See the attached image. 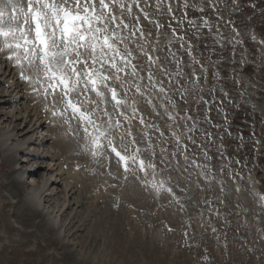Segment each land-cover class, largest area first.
Listing matches in <instances>:
<instances>
[{
	"label": "rangeland",
	"instance_id": "1",
	"mask_svg": "<svg viewBox=\"0 0 264 264\" xmlns=\"http://www.w3.org/2000/svg\"><path fill=\"white\" fill-rule=\"evenodd\" d=\"M210 1L144 0L149 15L132 11L127 18L131 28L117 29L122 35L125 33L128 50L138 58L143 70L148 61L141 56L143 46L139 36L147 40L152 30H146L142 22L152 28L156 25L151 20L160 21L162 31L169 30L173 22L178 27L177 34L162 35L148 51L153 55L150 67L158 60L157 75L166 89L169 104L180 107L179 126L175 129L171 126V137L162 139L156 130L169 134L168 121L150 112L146 115L147 123L157 121L158 124L136 127V135L138 131L147 133L149 144H144L142 138L137 139L139 145L145 146L140 154L147 165H155L164 186L177 190L176 198L164 199V205L150 202L151 196L143 191L142 204L130 199L134 205L126 200L124 187L132 184L133 178H139L133 164L125 179L118 177L105 183L100 180L97 166L95 170L82 167L74 172L71 161L60 156L59 148H52L53 140L59 136H46L45 129L33 130L36 119L39 123L44 118L39 115L21 119L31 113L35 99L34 95L29 96L32 89L29 83L23 88H18L21 86L18 83L16 89L7 86L8 77L0 83V100L2 97L14 99L12 104L0 103V264H264V251L248 230V219L252 216L240 214V206L229 203L224 207L226 213L218 221L222 226L219 237L209 233V223L215 226L216 220L208 212L211 206L216 207L217 191L216 187L203 189L204 181L200 179L214 169L213 174L220 175L229 187L235 179L234 173L264 170V153L255 154L253 142L258 135L264 140V47L252 44L248 38L254 28H264V0H257L259 4L247 0V7L231 23L223 22L220 13L211 12L210 7L217 5ZM230 10L226 7L223 13L229 15ZM160 12L166 15L161 16ZM214 17L219 21L213 20ZM134 22H141V28L134 26ZM189 41L196 42L195 50L208 62V69L202 71L195 66L192 56L187 55ZM120 44L125 47L124 43ZM0 56L1 72L5 59L3 54ZM208 70L210 84L205 85L202 79ZM149 87V82L143 86L146 91H150ZM131 92L128 89L124 94L129 97ZM213 97L224 102L223 106L212 102ZM36 105L39 106L38 102ZM208 112L225 114L221 130L213 129L217 133L212 140L202 136L199 125L201 121L207 122L204 113ZM19 122L38 138H44L41 146L31 145L30 153L26 152L29 146L21 144V138L15 137L12 131ZM53 123L59 126V122ZM228 126L230 131L226 132L224 129ZM44 127L47 125L43 122L41 128ZM3 130L8 133H2ZM123 143L129 153L133 151L131 144ZM50 163H59L68 173L61 176V170L55 169L56 164L50 168ZM238 164L240 167L233 174L220 167ZM32 170L37 171L30 174ZM45 178L56 180L51 185L53 190L48 186L41 188L40 199L44 203L31 200L30 193L37 188L35 184L40 185ZM12 179L17 181L13 186ZM261 183L264 189V172ZM71 187L76 192H67L72 191ZM65 190L69 197L60 210ZM204 196H209L210 201L203 207ZM117 197L120 203L114 202ZM243 199L250 201L251 196L244 192ZM49 205L55 210V219Z\"/></svg>",
	"mask_w": 264,
	"mask_h": 264
},
{
	"label": "snow or ice",
	"instance_id": "2",
	"mask_svg": "<svg viewBox=\"0 0 264 264\" xmlns=\"http://www.w3.org/2000/svg\"><path fill=\"white\" fill-rule=\"evenodd\" d=\"M117 5L125 8L121 0H0V53L6 54L5 59L18 68L20 79L33 85L37 94L42 91L45 99L52 97L53 117L68 123L66 114L70 113L78 122L85 134V151L96 156L107 148L125 172L129 171V161L145 170L155 165L138 161L136 153L125 155L124 137L117 144L94 119L100 104L109 102L108 96L114 109L122 105L113 84L121 80L118 74L129 66L132 75L136 72L128 59L132 56L125 43L128 38L117 31L121 26L129 27L113 14ZM127 11L131 15V5ZM118 43H124L123 52ZM148 60L153 62L150 56ZM90 93L98 99L93 100ZM103 114L107 115L106 110Z\"/></svg>",
	"mask_w": 264,
	"mask_h": 264
},
{
	"label": "bare ground",
	"instance_id": "3",
	"mask_svg": "<svg viewBox=\"0 0 264 264\" xmlns=\"http://www.w3.org/2000/svg\"><path fill=\"white\" fill-rule=\"evenodd\" d=\"M129 4V3H128ZM132 8H133V6H132ZM123 11L124 12H126L127 11V9H123ZM1 57L2 56H0V59H1ZM4 67H3V69H1V72H0V83L2 82V81H5V79L8 77V79L6 80V82L7 83H12V82H14L15 84H17L18 82L16 81V75H17V73H18V70L15 68V67H12L11 68V63L9 62V61H6V60H4ZM13 70H15V79H14V74H13ZM30 97H32L31 95H29ZM35 98V97H34ZM0 103H2V105H5V104H12V103H14V99L13 100H11L10 98H4V97H2L1 98V100H0ZM57 106H59V105H57ZM107 106V105H106ZM39 107V106H38ZM37 106H32V108L30 109V112L31 113H29V114H27L26 116H22L21 117V119H27L29 116H33V117H38L39 115H41L42 114V112H40V109L38 108ZM26 109H27V107H26ZM18 114V113H17ZM67 115H69V114H67ZM45 116H47L46 114H45ZM42 119V118H41ZM28 121H30V119L28 120ZM44 122V121H43ZM43 122H39L38 123V121H37V119H36V122H34L33 123V126H34V129L33 130H37V129H39L40 128V131L42 130V129H45L44 131H46V130H48V132L46 133V136H59L58 137V139L57 140H53V142H52V148L53 149H55V148H59V151H61V154H60V156H64V158H66L68 161H73V159H75L76 158V152H75V149H74V144H73V141H72V139H70V138H65V137H62L61 136V134L59 135V133L56 131V129H54V128H52V127H50V126H48L47 125V127L45 128H41V125H42V123ZM60 124V123H59ZM12 131H14V133H15V137H18V138H21V144H24V145H26L27 144V146H29L28 147V151H26V152H28V153H30L31 151L29 150L30 148H31V145H34V146H41L42 145V143H44V140H42V139H44V138H38V136H36V135H34V133L35 132H30V130L28 129V128H26L25 126H21V122H19L18 123V126L17 125H14L13 126V128H12ZM2 133H5V134H7L8 133V131H6V130H3L2 131ZM30 133V135H28ZM8 139H10V138H8ZM7 139V140H8ZM51 139V138H50ZM12 143V142H11ZM83 145H85V143L83 144ZM24 154H26L25 153V151H24ZM43 157V156H42ZM56 164V167H55V169H58V170H61V176L62 175H65V174H67L68 173V171H66V170H64L65 168H62V166L61 165H59V163H50L49 165H50V168L52 167V165H55ZM72 167H73V164H72ZM7 169H9V168H7ZM38 169H40V168H38ZM94 169H97L96 167H94ZM72 170H73V168H72ZM35 171H37V170H32V171H30L29 173L30 174H34V172ZM75 172V171H74ZM12 182H11V185L13 186V184H15L17 181L16 180H14V179H12L11 180ZM56 183V180H50V179H47V178H45L44 180H42L41 182H40V185H37V184H35V187H37V188H35V189H33L32 191H31V193H30V198H31V200H39V201H41L42 203H44L41 199H40V194L42 193L41 192V188L42 187H44V186H48V187H50L51 188V191L53 190V188H54V186H52L51 187V185H54ZM72 188V187H71ZM124 188H126L125 190H126V192H124V195L126 196V200H129L132 204H134L130 199H132L133 201H135V203H137L138 205H140V204H142L143 203V200H144V197H145V194H142V191L143 190H141L140 188H137L133 183L132 184H127V186L126 187H124ZM66 191L67 190H65V193H64V197L65 198H63V200H64V202L62 201H60V203H61V205L59 206V208H60V210H61V208L62 207H64V205H65V201H66V198H68L69 197V195L66 193ZM77 191H79V189H77ZM84 191V190H83ZM82 191V192H83ZM67 192H76L75 190H74V188H72V191H67ZM84 193V192H83ZM123 194V193H122ZM24 197H26V196H24ZM56 197V196H55ZM124 197V196H123ZM129 199H128V198ZM26 199V198H25ZM54 199V198H53ZM136 199V200H135ZM55 200V199H54ZM94 201L95 200H92V204L94 203ZM53 202V201H52ZM54 203V202H53ZM33 204H35V203H33ZM77 204V203H76ZM95 205H97L96 204V201H95V203H94ZM51 206H52V204H50ZM50 205L48 206V208L50 207ZM135 205V204H134ZM147 205V204H146ZM75 206V205H74ZM70 206H69V203L67 202V206L65 207L66 209H68ZM96 207H98V206H96ZM50 209H51V211H52V214H53V218L52 219H55V210L53 209V207L51 208L50 207ZM123 210V209H122ZM124 211V210H123ZM80 212V211H79ZM81 213V212H80ZM100 213V212H99ZM36 214V212L35 211H33V213H32V215H35ZM78 214V213H77ZM83 214V213H82ZM101 214V213H100ZM18 220V219H17ZM21 224H23L20 220H18ZM24 225V224H23ZM23 225H22V227H23ZM25 226V225H24ZM26 228V227H25Z\"/></svg>",
	"mask_w": 264,
	"mask_h": 264
}]
</instances>
